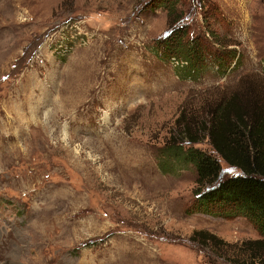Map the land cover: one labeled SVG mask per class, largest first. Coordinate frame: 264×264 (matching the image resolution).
Masks as SVG:
<instances>
[{
    "label": "rangeland",
    "instance_id": "374dc122",
    "mask_svg": "<svg viewBox=\"0 0 264 264\" xmlns=\"http://www.w3.org/2000/svg\"><path fill=\"white\" fill-rule=\"evenodd\" d=\"M171 9L0 0V264H259L241 250L260 238L254 225L189 213L195 167L159 160L184 112L207 120L237 93L264 104V0ZM183 25L233 50L228 68L188 74L160 57L157 41ZM76 35L85 43L61 54ZM196 146L213 153L208 137Z\"/></svg>",
    "mask_w": 264,
    "mask_h": 264
},
{
    "label": "trees",
    "instance_id": "16d2710c",
    "mask_svg": "<svg viewBox=\"0 0 264 264\" xmlns=\"http://www.w3.org/2000/svg\"><path fill=\"white\" fill-rule=\"evenodd\" d=\"M179 1L156 0L170 13ZM187 28L180 26L157 41L160 57L185 59L188 63L183 68L188 74L198 73L211 65L228 68L235 53L233 50L213 51L200 36L191 38ZM195 119L187 112L181 114L179 128L167 141L159 166L170 171L176 169L179 162L192 164L197 171V187L188 212L249 220L260 238L242 242L241 250L255 263L264 264V104L256 99L245 102L237 93L218 104L209 119ZM206 137L213 153L196 146ZM224 165L233 166L240 173L224 175ZM195 234L198 239H194L199 242L214 241L218 246L216 236L205 231Z\"/></svg>",
    "mask_w": 264,
    "mask_h": 264
},
{
    "label": "built area",
    "instance_id": "2783aa9c",
    "mask_svg": "<svg viewBox=\"0 0 264 264\" xmlns=\"http://www.w3.org/2000/svg\"><path fill=\"white\" fill-rule=\"evenodd\" d=\"M71 24V25H70ZM74 25L75 27H77V23L75 21L71 22L69 21L67 23V26L70 27ZM66 27V28H68ZM85 37L83 35H76L74 36L72 39L70 40H64V44H62V46L60 47V50H61V54H67L68 52H71L74 48H76V46L78 45V43H85L83 40ZM75 46V47H74ZM58 49V48H56ZM171 62H176V63H172V64H175V65H179V64H184V63H188L185 59H182V58H178V57H172L171 58ZM184 64V65H186ZM183 65V66H184Z\"/></svg>",
    "mask_w": 264,
    "mask_h": 264
}]
</instances>
